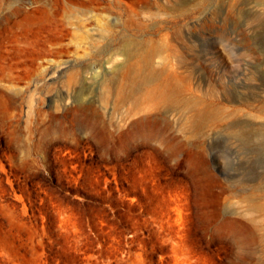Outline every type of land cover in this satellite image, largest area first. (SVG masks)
Masks as SVG:
<instances>
[{
    "label": "rangeland",
    "instance_id": "1",
    "mask_svg": "<svg viewBox=\"0 0 264 264\" xmlns=\"http://www.w3.org/2000/svg\"><path fill=\"white\" fill-rule=\"evenodd\" d=\"M0 264H264V0H0Z\"/></svg>",
    "mask_w": 264,
    "mask_h": 264
},
{
    "label": "bare ground",
    "instance_id": "2",
    "mask_svg": "<svg viewBox=\"0 0 264 264\" xmlns=\"http://www.w3.org/2000/svg\"><path fill=\"white\" fill-rule=\"evenodd\" d=\"M146 53L147 49L145 50L140 46L132 44H127L123 50L115 53V55L124 58V62L116 66V69L120 74L123 72L126 74L130 93L135 92L138 88L155 84L159 78V73L148 64V61L151 60V55L146 57ZM71 80L73 81L74 78ZM121 83L122 82L119 81L116 86L119 93H121L122 89ZM108 92V87L106 85L105 93L107 94ZM197 103L193 99L184 96V92L181 88H170L166 83H163L156 84L155 87H151L137 98L134 103V111L136 114H139L145 113L149 109H158L162 107L194 108L198 110L199 120L205 123L211 118L212 112L198 108Z\"/></svg>",
    "mask_w": 264,
    "mask_h": 264
}]
</instances>
